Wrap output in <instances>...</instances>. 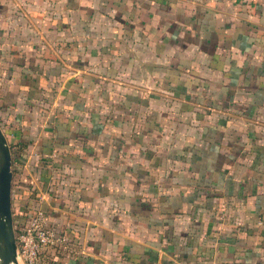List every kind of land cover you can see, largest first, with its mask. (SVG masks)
I'll return each mask as SVG.
<instances>
[{
    "label": "crops",
    "instance_id": "0c3cea01",
    "mask_svg": "<svg viewBox=\"0 0 264 264\" xmlns=\"http://www.w3.org/2000/svg\"><path fill=\"white\" fill-rule=\"evenodd\" d=\"M0 126L48 264H264V0H0Z\"/></svg>",
    "mask_w": 264,
    "mask_h": 264
},
{
    "label": "water",
    "instance_id": "95a60500",
    "mask_svg": "<svg viewBox=\"0 0 264 264\" xmlns=\"http://www.w3.org/2000/svg\"><path fill=\"white\" fill-rule=\"evenodd\" d=\"M12 153L0 126V264H18L20 260L12 204Z\"/></svg>",
    "mask_w": 264,
    "mask_h": 264
},
{
    "label": "built area",
    "instance_id": "2783aa9c",
    "mask_svg": "<svg viewBox=\"0 0 264 264\" xmlns=\"http://www.w3.org/2000/svg\"><path fill=\"white\" fill-rule=\"evenodd\" d=\"M16 241L21 262L36 264L44 250L62 244L63 238L50 227L46 213L36 208L27 221L17 227Z\"/></svg>",
    "mask_w": 264,
    "mask_h": 264
},
{
    "label": "trees",
    "instance_id": "16d2710c",
    "mask_svg": "<svg viewBox=\"0 0 264 264\" xmlns=\"http://www.w3.org/2000/svg\"><path fill=\"white\" fill-rule=\"evenodd\" d=\"M9 145H10L11 153H12V157H13V162L12 163H14V155H15V153H14L13 145L12 144H9ZM13 214H14V211H13ZM14 219H15L14 220V222H15V230H17L18 225H17V218H16V216L14 217ZM48 251H50V248H47L42 253L43 261H45L46 264H48V255H47L48 254Z\"/></svg>",
    "mask_w": 264,
    "mask_h": 264
},
{
    "label": "bare ground",
    "instance_id": "6f19581e",
    "mask_svg": "<svg viewBox=\"0 0 264 264\" xmlns=\"http://www.w3.org/2000/svg\"><path fill=\"white\" fill-rule=\"evenodd\" d=\"M18 264H24L23 262H21V261H19V263Z\"/></svg>",
    "mask_w": 264,
    "mask_h": 264
},
{
    "label": "rangeland",
    "instance_id": "374dc122",
    "mask_svg": "<svg viewBox=\"0 0 264 264\" xmlns=\"http://www.w3.org/2000/svg\"><path fill=\"white\" fill-rule=\"evenodd\" d=\"M37 264V263H36Z\"/></svg>",
    "mask_w": 264,
    "mask_h": 264
}]
</instances>
